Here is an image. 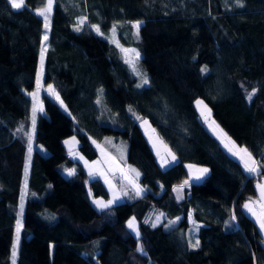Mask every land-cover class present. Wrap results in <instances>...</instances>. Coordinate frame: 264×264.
Segmentation results:
<instances>
[{
    "label": "trees",
    "instance_id": "trees-1",
    "mask_svg": "<svg viewBox=\"0 0 264 264\" xmlns=\"http://www.w3.org/2000/svg\"><path fill=\"white\" fill-rule=\"evenodd\" d=\"M44 4L25 0L16 10L0 0V264L13 262L18 219L15 264H264L262 240L244 207L262 210L257 185L264 167L245 171L194 105L202 98L225 134L264 165V0H53L44 82L69 114L42 94L29 157L26 91L34 87L44 37L35 11ZM134 20L141 23L133 44L149 80L141 88L122 51L131 47L126 37L119 35L120 47L102 37ZM143 118L176 163L160 167L139 125ZM73 135L87 159L97 156L92 138L125 140L127 163L148 190L97 209L88 188L96 197L108 193L69 156L63 140ZM186 163L210 171L183 187L178 200L174 187L187 177ZM68 168L73 175H63ZM132 216L139 237L127 227ZM196 240L200 246L191 247Z\"/></svg>",
    "mask_w": 264,
    "mask_h": 264
},
{
    "label": "rangeland",
    "instance_id": "rangeland-1",
    "mask_svg": "<svg viewBox=\"0 0 264 264\" xmlns=\"http://www.w3.org/2000/svg\"><path fill=\"white\" fill-rule=\"evenodd\" d=\"M46 4H47V0H45V4H44V6L43 7H41V8H39V9H37L35 12L37 13L38 12V10H40V9H42V8H44L45 6H46ZM53 6H54V4H53ZM40 16V15H39ZM42 17V16H41ZM42 19H43V23H44V18L42 17ZM77 19V21L80 23L82 20H83V23H86V18L84 17V16H79V17H77L76 18ZM137 22H139V25H140V23H141V21L140 20H134V21H130L129 22V26L131 27V28H129V29H127V27H126V29L127 30H125V31H121V29L120 28H118L117 26H112L111 28H110V30H109V32L108 33H106V34H104V35H102V37H104L105 39H107L108 41H110L111 43H113V44H115L116 46H118V47H120L121 45H120V42H119V35H122L124 38L126 37V39L128 40V42L130 43V45H131V47L130 46H128V47H126L125 49H130V50H135V52H137V53H139V51H137V49H136V46L133 44V41L135 40V38H137L138 37V35H137V29H135V28H133V24H136ZM48 29V28H47ZM47 29H45V27H44V36H45V34L47 35ZM100 32V31H99ZM138 32H139V29H138ZM43 46L45 47V44H43ZM41 49H42V46H41V48H40V53H39V57H38V65H37V69H36V75H35V84H34V87L31 89V90H29V91H26V93H27V95L29 96V98L31 99V107H30V111H29V116H30V122H31V136H32V138H33V134H34V127H33V107H34V104L36 105V107H37V111H36V113H35V124H36V122H37V117H38V114L39 113H44V110H42V111H40L39 109L42 107V109H43V104H42V100H41V96H42V94H47L48 96H50L51 98H53L59 105H60V107L65 111V112H67L68 114H69V112H68V110H67V108H66V106H65V104L63 103V101L61 100V98H60V96H59V101L55 98V95H53L52 94V92L49 90V88H48V86L49 85H51V84H47V83H45L44 82V71H42V75H41V77H40V80H39V84H38V79H37V74H38V71L40 70V66H41ZM126 54V53H125ZM127 57L128 58H132V59H134V54L133 53H128L127 54ZM140 57H141V53H139V60L136 62V71H134L133 70V67H132V70H133V73H134V75L136 76V78H137V83H136V86H137V84H141V80H142V77L145 75V71H144V69L142 68V66H141V63H140ZM43 60H44V58H43ZM137 72L139 73V75L137 74ZM52 86V85H51ZM144 86V85H143ZM143 86H141V87H143ZM141 87H139V88H141ZM52 90H54V88H53V86H52ZM38 93V97H37V99L34 101V99H33V96L32 95H29L30 93ZM54 92L56 93V94H58L55 90H54ZM197 100H201V101H203V103H204V105H206L207 106V108L208 109H210V107L208 106V104L202 99V98H197L195 101H194V105H195V107H196V109H197V111H198V113H199V115H200V110L198 109V107H197V105H196V101ZM61 101H62V104H61ZM211 110V109H210ZM200 117H201V115H200ZM201 119L203 120V122L205 123V125H206V127L208 128V130L212 133V134H214L215 136H216V138L219 140V142H220V144L222 145V147L224 148V150L228 153V154H230V155H233V152H235V151H237L236 149H235V147H234V145H233V142L231 143V144H228V146L226 147L225 146V144H227L228 143V140H224L223 142H222V138H221V136L219 135V132L218 131H214L213 129L215 128V125H218L216 122H215V120L212 118V115H211V117H210V120H209V122L208 123H206L205 121H204V119L201 117ZM142 121H147V124L149 125L150 123H149V121L146 119V118H143L142 119ZM212 121H214L215 122V125H213L212 127H210L209 126V124L212 122ZM140 126L144 129V123L142 122V123H140ZM219 126V125H218ZM142 129V130H143ZM219 129L220 130H222L220 127H219ZM144 131V130H143ZM222 132L225 134V132L222 130ZM226 137H228L227 135H226ZM109 139L110 138H106L104 141H102V142H99V141H97V140H95V139H91V142H92V144L94 145V147H95V149H96V151H97V153H98V155H97V157H95V158H97V160L100 162V166H101V168L103 169L104 168V170H105V167L104 166H108L110 169H112V165H111V162H110V160L111 159H113V161H116V157L113 155V153L114 154H118L119 156H121V154H120V149L118 148V145L117 144H115V143H113V142H109ZM229 139V138H228ZM65 140V139H64ZM31 144H32V141H31ZM63 144H64V146H65V148L67 149V151H68V154L71 156V158L72 159H74V160H77V161H79V159H81V160H83L84 161V165H85V168L88 170V172L90 173V169H89V167L88 166H93L94 165V159H87L79 150H78V139H77V137L75 136V135H73V136H70V137H68V138H66V140L63 142ZM40 147V146H39ZM238 147H239V149H246L244 146H239L238 145ZM229 148H232V151H229ZM40 149H41V151L42 152H44V153H46V151L42 148V147H40ZM169 149V148H168ZM170 150V149H169ZM168 150V151H169ZM170 152L171 153H173L171 150H170ZM249 153V152H248ZM233 156H236L241 162H242V160L240 159V156H238V155H233ZM162 159H167L168 160V158H166L165 157V155L164 154H162V155H160L158 158H157V160H158V162L160 163V165H161V168H167V167H169V166H171V164L170 165H167L168 163H166V164H163V166H162ZM96 161V160H95ZM80 162V161H79ZM81 163V162H80ZM119 163V166H120V168L119 169H117L115 172H116V176L115 177H112L114 180H115V183H113V181L110 179L111 177L107 174V171L105 170V173L104 174H100L98 171V178H101L100 180H101V182L104 184V186H105V188H106V191H107V193H108V197L107 198H103V197H94L93 195H92V193H91V190L88 188V195L90 196V200H91V202H92V204L96 207V205H95V203L93 202L94 200H103V201H105V202H107L108 200H112L113 199V194L116 192V189H117V187L118 186H116V185H119V189H123V187L125 186V185H130L134 190H135V187L133 186V184L132 183H130V180H134L135 181V184L136 185H138L139 186V188H141L142 187V185L140 184V182H139V179H138V176L136 175V173H139V177H140V172H139V170L135 167V166H132V165H130V168H131V170H129L128 172H126V173H123V171H122V166H121V162H118ZM82 164V163H81ZM242 164H243V162H242ZM189 165H191V166H193L191 169L188 167ZM244 165V164H243ZM186 166H187V168H186V170H187V177L185 178V180L183 181V183H182V185H184L183 187H185V186H188L189 184H191V183H194V182H199V181H201L208 173H209V171H210V169H209V167L208 166H206V165H202V164H195V163H188V164H186ZM203 168H206V169H208V171L200 178V179H196V176L198 175V173H197V169H203ZM132 169H134L135 171H132ZM69 170H73L74 171V169L73 168H68V169H65V170H63L62 171V173H63V175H65V176H70V175H68V171ZM93 173V172H92ZM90 177H92V174L90 175ZM116 178V179H115ZM119 179V180H118ZM106 181H108V182H106ZM118 181H120V182H118ZM185 181H187V184H185ZM264 182V181H263ZM119 183V184H118ZM181 186V185H180ZM180 186H178V187H180ZM142 189V188H141ZM142 194V193H141ZM120 202H122V201H119L118 199H115V201H114V203L112 204V205H114V204H117V203H120ZM97 208V207H96ZM98 209V208H97ZM134 217L132 216V217H130L129 219H128V221L130 220V219H133ZM135 219V218H134ZM19 221V223H20V219H18L17 220V222ZM128 221H127V223H128ZM192 222V220H191V218L189 217V222ZM135 222H136V220H135ZM136 226H137V222H136ZM130 230V229H129ZM137 230H138V227H137ZM131 231V230H130ZM132 232V231H131ZM135 236H137L136 235V233L135 232H132ZM19 238H20V231H19ZM19 241V240H18ZM18 241H17V228H16V238H15V241H14V245H15V252H16V250H17V244H18ZM138 245H140L139 243H138ZM12 255H13V248H12ZM14 259H15V257L13 256V262H12V264H15V262H14Z\"/></svg>",
    "mask_w": 264,
    "mask_h": 264
},
{
    "label": "snow or ice",
    "instance_id": "snow-or-ice-1",
    "mask_svg": "<svg viewBox=\"0 0 264 264\" xmlns=\"http://www.w3.org/2000/svg\"><path fill=\"white\" fill-rule=\"evenodd\" d=\"M9 4L11 5V8L12 9H16V10H19L21 9L24 4H25V0H8ZM239 2V0H238ZM53 11V0H47V4L44 8L38 10L37 14L42 16L44 18V27L45 29H47L49 27V20H50V16H51V13ZM81 25H83V20L80 22ZM93 28H95V30L99 33L100 29L98 26H95L93 25ZM133 28L137 29V35H138V29H139V22H137L136 24H133ZM77 31L80 30V27L78 26L76 28ZM48 39L47 35L45 34V36L43 37V40H42V49H41V66H40V70L38 71V74H37V79H38V84H39V80H40V77L42 75V71H43V58H44V52L46 51V48L43 46L44 44V41H46ZM122 51H124L126 53V62L129 63L132 67H133V70L136 71V62L139 60V53L135 52V50H130V49H122ZM128 53H133L134 54V59L132 58H128L127 57V54ZM202 72H206L207 71V68H202L201 69ZM137 74L139 75V73L137 72ZM149 83V80L147 78L146 75H144L142 77V80H141V84H137V87H141L143 85H147ZM49 90L52 92L53 95H55V98L59 101V95L56 94L54 92V90H52V86L49 85L48 86ZM29 95H32L33 96V99L34 101L37 99L38 97V93H30ZM249 99H251V95L249 96ZM61 104H62V101H61ZM196 105L198 107V109L200 110V115L201 117L204 119V121L206 123L209 122L210 120V117H211V110L207 108L206 105H204L203 101L201 100H197L196 101ZM40 111H42V107L39 109ZM37 111V107L36 105L34 104V107H33V127L35 126V113ZM144 124H147V121H143ZM213 125H215V122L212 121L209 126L212 127ZM214 131H218L219 132V135L221 136L222 138V142L224 140H228V143L225 144V146L227 147L228 144H231L232 142L230 141V139H228L226 137V134H224L222 132V130L219 129V126L218 125H215V128L213 129ZM155 130L153 129V132ZM29 157L31 156V152H32V145H31V141H32V136H31V133H29ZM161 144H163L162 141H160ZM154 147H156V144L154 143L153 144ZM164 148L167 149V146L164 145ZM229 151H232V148H229ZM169 155H171L172 157V160H175V156L171 154L170 150L168 152ZM157 155L159 156L160 155V152L159 150H157ZM233 155H238L240 156V159L242 160L243 164H244V168H245V171L249 172V173H257L259 168L261 167H264V165H258V162L251 156L250 153H248L247 149H238L237 151L233 152ZM168 163V160L167 159H162V166L163 164H166ZM190 169L193 167L191 165L188 166ZM132 171H135L134 169H132ZM198 175L196 176V179H200L207 171L208 169L206 168H203V169H197L196 170ZM90 175L92 174V171L90 169ZM68 175H73V170H69L68 171ZM136 175L138 176L139 173H136ZM108 182V181H106ZM130 183L133 184V186L135 187V191H136V195L139 196L141 194V192L143 191L141 188H139L138 185L135 184V181L134 180H130ZM185 184H187V181H185ZM184 185H181L180 187L178 188H175L174 191L176 192L177 194V199H182V195H181V192H182V188H183ZM258 189L260 190V194H261V212L260 213H257L253 207L250 205V204H245L244 207L248 209L249 212L252 213L253 216L256 217L257 219V223L259 224L260 226V229L262 232H264V185L262 184H258L257 185ZM125 195H127V193L125 192L124 193ZM115 199H117L115 193L113 194V199L112 200H108L107 202L103 201V200H94L93 202L95 203L96 207L103 211L105 209H108L115 201ZM234 218V217H233ZM160 220V217L157 216L156 217V222L153 223V227H156V224L159 222ZM147 222V221H146ZM170 223L174 224L175 221H171ZM127 227L132 231V232H135L137 237H139V231L137 230V226H136V222H135V219H130L127 223ZM167 227V225H166ZM19 231H20V223L19 221L17 222V241L19 240ZM190 246L193 247V248H198L200 246V241L199 240H196L195 243H190ZM137 251H140V252H143V247L141 245H138L137 246ZM16 255V252H15V245L13 246V256L15 257Z\"/></svg>",
    "mask_w": 264,
    "mask_h": 264
},
{
    "label": "crops",
    "instance_id": "crops-1",
    "mask_svg": "<svg viewBox=\"0 0 264 264\" xmlns=\"http://www.w3.org/2000/svg\"><path fill=\"white\" fill-rule=\"evenodd\" d=\"M143 121H142V119L139 121V125H140V123H142ZM141 127V126H140ZM142 128V127H141ZM143 129V128H142ZM208 129V128H207ZM144 131V134H145V137H146V139H147V141H148V143H149V145H150V147H151V149H152V151H153V153H154V155H155V158H156V160H157V158L160 156V155H162V154H164L165 155V157L166 158H168V164L167 165H172V164H174V163H176L177 162V160H178V158H177V156L174 154V153H171L172 155H174L175 156V160H172V157H171V155H169L168 154V147H167V149H165L164 148V145H166L159 137H158V135L155 133V131L153 132V128L151 127V125L149 124H144V129H143ZM212 135H214V134H212ZM215 136V135H214ZM216 137V136H215ZM227 138H229V137H227ZM230 139V138H229ZM66 140V139H65ZM65 140H63V142L65 141ZM160 141H162L163 142V144H161L160 143ZM230 141L231 142H233L231 139H230ZM99 142H102V141H99ZM109 142H113V143H115V144H117L118 145V148L120 149V154H121V156H119L118 154H114L113 153V155L116 157V161H113V159H111L110 160V162H111V165H112V169H110L108 166H104L105 167V170L107 171V174L111 177L110 179L113 181V183H115V180L112 178V177H115L116 175V170L117 169H119L120 168V166H119V163L118 162H121L122 164H121V168H122V171H123V173H126V172H128L129 170H131V168H130V165L127 163V160H126V155H127V143H126V141L125 140H123V139H113V138H110L109 139ZM156 144V147H154L153 146V144ZM233 145H234V147H235V149L236 150H238L239 149V147H238V145L237 144H235L234 142H233ZM65 147V146H64ZM67 150V149H66ZM157 150H159V152H160V155L158 156L157 155ZM68 152V151H67ZM97 155H98V153H97ZM70 156V155H69ZM71 157V156H70ZM97 157V156H96ZM236 157V156H235ZM98 158V157H97ZM97 158H95L93 161H94V165L93 166H88L89 167V169H91V171L93 172L92 173V177H90V174H89V172H88V170L85 168V165H84V161L83 160H81V159H79V161L82 163V166L84 167V169H85V171H86V173H87V175H88V178L89 179H93V178H98L99 176H98V174L100 173V174H104L105 173V170H104V168L102 169L101 168V166H100V162L97 160ZM237 158V157H236ZM238 159V158H237ZM96 160V161H95ZM157 162H158V160H157ZM158 164L160 165V163L158 162ZM186 164H188V163H186ZM186 164H185V167L187 168V166H186ZM160 167H161V165H160ZM65 170V169H64ZM115 170V171H114ZM99 173H98V172ZM74 172V171H73ZM98 179H101V178H98ZM116 179V178H115ZM138 179H139V175H138ZM102 180V179H101ZM119 180V179H118ZM118 182H120V181H118ZM119 184V183H118ZM182 185V184H181ZM116 186H118L119 187V185H116ZM161 186V185H160ZM178 186H180V185H178ZM178 186H176V187H174V189L175 188H178ZM117 187V189H116V192H115V195H116V197H117V199L119 200V201H124V200H126V198L128 197V194H129V192L131 193V194H134V196H137L136 195V191L130 186V185H125L124 187H123V189H119ZM142 194H140L139 196H141V195H143L147 190H148V187H146V186H143L142 185ZM161 188H162V186H161ZM183 189V188H182ZM127 193V195H125L124 193ZM92 193V192H91ZM176 193V192H175ZM93 195V194H92ZM94 196V195H93ZM95 197V196H94ZM89 198H90V196H89ZM91 199V198H90ZM190 218H191V220H192V222L190 221V223H195L194 222V220L192 219V216L190 215ZM195 224H198V225H200V223H195Z\"/></svg>",
    "mask_w": 264,
    "mask_h": 264
},
{
    "label": "water",
    "instance_id": "water-1",
    "mask_svg": "<svg viewBox=\"0 0 264 264\" xmlns=\"http://www.w3.org/2000/svg\"><path fill=\"white\" fill-rule=\"evenodd\" d=\"M262 185H264V183H262ZM258 195H259L260 200H261V194H260V190H259V189H258ZM261 203H262V202H261ZM260 212H261V211H260ZM253 221L255 222V226H256V228H257L258 234H259V236H260V238H261V240H262V245L264 246V232L261 231L260 226H259V224L257 223V219H256L255 216H253Z\"/></svg>",
    "mask_w": 264,
    "mask_h": 264
}]
</instances>
